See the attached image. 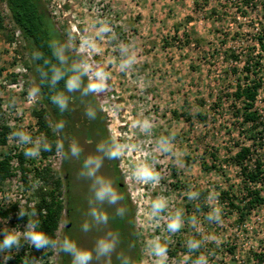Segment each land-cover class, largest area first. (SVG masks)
Masks as SVG:
<instances>
[{"label": "rangeland", "instance_id": "1", "mask_svg": "<svg viewBox=\"0 0 264 264\" xmlns=\"http://www.w3.org/2000/svg\"><path fill=\"white\" fill-rule=\"evenodd\" d=\"M43 1L62 35L61 55L78 56L75 63L79 68L87 66V82L100 69L109 75L108 91L92 97L110 143L123 146L116 164L133 211L139 264H154L151 243L157 237L168 252L176 249L175 257L168 255L166 264H184L186 257L187 264H192L195 254L189 252L188 240L201 242L198 256H206L209 264H257L252 261L254 252L263 254L264 264V206L253 210L243 224L235 222V215L222 218L219 224L207 219L214 208L220 209L219 191L239 182L238 169L229 162L237 150L235 144L251 142L237 130L234 109L225 97L236 83L245 82L240 68L247 58L251 64H259L256 73L262 87L255 108L264 114V52L256 42L264 31V0H248L247 4L244 0H156L155 11L148 6L149 0ZM0 10L4 16L0 31V126L23 131L35 140L42 136L33 115L40 95L30 99L28 93L37 83L24 44L1 1ZM133 54L135 63L122 70L121 62ZM234 67L236 74L230 73ZM199 114L207 118L202 120ZM137 120H149L151 129L141 132L133 126ZM47 121L51 127L48 117ZM172 135L175 140L166 152L169 145L162 142ZM25 147L30 145H20L10 135L7 144L0 146V159L9 156L14 172L0 183V209L17 206L13 215L0 216V237L18 233L20 244L30 246L22 234L33 220L32 207L43 186L33 176V168L49 165L56 179L57 161L55 153L46 159L24 155L23 166L29 171L23 181L14 154H24ZM211 153L219 158V171L201 167L202 163L211 165ZM259 153L264 160V150ZM143 163L154 166L160 174L159 183L143 184L132 177ZM190 191L199 197L190 200ZM161 197L167 201V209L161 217L150 218L152 202ZM21 208L29 221H18ZM64 211L56 239L67 237L81 248L95 250L98 239L112 238L108 229L96 227L85 213L77 214L76 225L68 228ZM178 212L183 227L169 233L167 217ZM85 220L91 224L87 233L82 231ZM116 232L120 236L127 233L120 226ZM127 238L126 243L119 241L110 257L96 258L94 251L92 264H135L131 235ZM20 249L0 252V264ZM71 259L46 248L41 249L35 264H71Z\"/></svg>", "mask_w": 264, "mask_h": 264}, {"label": "trees", "instance_id": "2", "mask_svg": "<svg viewBox=\"0 0 264 264\" xmlns=\"http://www.w3.org/2000/svg\"><path fill=\"white\" fill-rule=\"evenodd\" d=\"M8 13L9 21L12 23L15 30L18 32L22 40L27 57L30 63V71L33 79L36 81L37 86L40 87V99L38 108L33 111L36 118L38 130L42 136L46 137L52 144L53 150L51 152H41V159H46L55 153V133L49 126L47 117L51 120L53 125L56 116L61 115L58 109L51 103L49 96L52 91H63L67 94L69 99V109L63 116L69 117L72 113V107H76L77 111L84 113L85 107L91 105L96 108L95 100L92 95H81V91L68 93L65 88L67 76L61 79L55 86L51 88L52 70L55 68L58 71L69 72L72 66H79L75 63L78 56L68 53L64 57V62L58 58L61 55L60 48L63 46V38L59 29L55 26L51 19L49 11L46 8L43 0H0ZM248 3V0H244ZM4 27V16L0 10V31ZM188 42V40H186ZM260 50L264 52V31L260 32L256 37ZM65 48V47H63ZM39 53L38 59L33 60L32 54ZM258 62L250 63L247 58L244 60L240 71L244 75L245 82H238L235 84L234 89L225 95L226 99L230 101V107L234 109L233 116L237 124V130L240 133H245V137L251 142L248 144L236 143L237 150L229 158V162L238 169L239 182L236 186L230 185L226 189H222L218 193V204L221 210V218H226L235 215V222L243 224L250 213L264 206V160L260 150H264V114L261 115L255 108V102L262 87V81L257 78ZM80 69V68H79ZM81 70V69H80ZM83 71V70H81ZM46 73V75H42ZM232 74L237 73V68H232ZM69 74H71L69 72ZM43 80V84L40 82ZM83 83H87L86 76H82ZM83 87V86H82ZM1 111V109H0ZM198 117L202 120L207 118L206 114H199ZM91 124L98 125L99 118L90 120ZM13 132L8 126H0V146L7 144V137ZM19 164V170L22 172V180L25 181L24 173L29 170L23 166L24 154L19 152L14 154ZM11 158L4 155L0 159V183L6 178L14 175L12 166L10 164ZM211 165L207 166L205 163L201 164L204 171L210 169L221 168L218 162L219 158L215 153H211ZM228 162V161H227ZM33 176L42 183V188L38 190L39 196L34 203L32 210L35 213L32 221H38L39 227L37 230L45 232L50 238L56 239V230L59 226V221L63 210L65 209L61 195L60 183L54 179L49 165L33 168ZM47 189H43L44 186ZM17 211L16 205H11L6 210L0 209V216L7 218ZM18 221H29L27 216L23 219L18 218ZM3 236L0 237L2 242ZM22 245V244H21ZM20 251L7 259L1 264H35L39 258L40 251L36 250L32 245L21 247ZM174 250V251H173ZM168 252L170 257H175L176 249ZM48 253L41 254L42 257ZM195 259L198 257L199 251L194 252ZM252 261L257 264L263 262L262 253H253ZM251 260V257H248ZM43 264H51L44 262Z\"/></svg>", "mask_w": 264, "mask_h": 264}, {"label": "clouds", "instance_id": "3", "mask_svg": "<svg viewBox=\"0 0 264 264\" xmlns=\"http://www.w3.org/2000/svg\"><path fill=\"white\" fill-rule=\"evenodd\" d=\"M102 31H110L109 28H103ZM39 53H33L32 59H38ZM61 62H64V57L59 56ZM135 63V55L128 56L120 64L122 70L130 68ZM69 72L71 74H69ZM69 72L58 71L55 68L52 70L51 76V88H55L56 84L67 76L65 88L68 93L81 91V95H100L108 91V80L109 75L102 69L97 70L94 74L89 77L86 84L83 83L82 76L87 75V66L81 71L77 66H72ZM46 75V73H42ZM40 84H43L41 80ZM83 86V87H82ZM41 89L39 86L33 87L28 96L30 99L35 98ZM49 99L51 103L63 114L69 109L70 97L63 91H52L50 92ZM84 115L88 120H95L97 118V110L91 105L85 107ZM134 127H139L141 132H147L151 129V122L149 120L139 121L137 120ZM53 133L60 135L65 129V122L59 121L51 126ZM10 138L15 140L20 145H30V147L24 148V155L27 158H34L40 156L41 152H51L53 150L52 144L44 136L37 139H33L32 136L26 134L23 131H13L10 133ZM175 140V136L172 135L170 139H165L162 143L168 144L169 147L164 148V151H171V145ZM123 146L117 143L105 144L99 143L97 145V153L102 155H89L87 156L82 164V171L78 174L80 177H84L91 181L89 190L93 193V197L89 199L90 206L95 202L96 204L103 205L105 202L109 205H118L125 197L119 193L113 183L110 180H106L102 176L98 175L99 170L104 164L105 158L108 160H119L122 155ZM56 154L63 160H67L71 157L79 158L83 149L79 143L75 140L68 144L67 150L65 145L61 141L55 143ZM132 177L139 183L143 184H156L160 181V174L155 170L154 166L143 163L138 165L132 173ZM188 198L197 199L199 193L188 192ZM211 199V197H209ZM167 209V201L164 198H158L154 200L150 206L149 217L159 218L162 213ZM127 209L123 206L116 208L115 215L123 219ZM18 217L23 219L26 212L21 208L18 212ZM35 215V213H33ZM89 215L92 218V222L95 224H108L109 216L100 207L91 206L89 209ZM209 222H215L217 224L222 222L221 210L214 208L207 216ZM167 231L175 234L180 231L183 227V220L181 214L178 212L175 216L167 217ZM195 223V220H193ZM39 227L38 221H29L26 225V231L23 232V239L30 243L36 250L52 248L58 252H62L65 255L71 256V264H92L95 257L100 256L110 257L111 253L115 250L119 243V233H109L111 239L101 238L97 240L95 250L81 248L75 242L65 237L62 240L52 239L45 232L37 230ZM91 224L88 220H85L82 224V231L84 233L89 232ZM21 234L18 233H3V240L0 242V252L10 250L13 247L19 249L22 247L20 244ZM186 246L189 252H196L201 247V242L197 240H188ZM151 255L154 257V264H166L168 259V248L159 242V237L151 243ZM130 259V258H129ZM189 257L185 258L184 264H187ZM192 264H209L206 256L200 255L196 259L192 260Z\"/></svg>", "mask_w": 264, "mask_h": 264}, {"label": "flooded vegetation", "instance_id": "4", "mask_svg": "<svg viewBox=\"0 0 264 264\" xmlns=\"http://www.w3.org/2000/svg\"><path fill=\"white\" fill-rule=\"evenodd\" d=\"M72 113L69 117L58 115L55 117L53 125L56 122L64 121L65 129L60 135L55 134V143L61 141L65 145V150L68 148V144L75 140L79 143L83 149L79 158L71 157L67 160L61 159L56 154V180L60 185V199L63 200L65 206V216L69 218L68 228L75 226V216L78 214H86L89 221L92 220L89 215V209L91 206L100 207L109 216L108 224H95L99 229L106 228L109 233H117L116 227L125 228L127 233L120 236L119 241L126 243L128 239L127 236L131 235L132 247L135 252V264H139L138 256L136 252L135 244V233L132 222V207L129 204L127 195L125 193L124 184L121 182V175L116 164V160H108L105 158L104 164L99 170L98 175L102 176L106 180H110L113 183V187L121 193L125 199L118 205H109L106 202L103 205L93 204L90 206L89 199L93 197V193L89 190L91 181L84 177H80L78 174L82 171V164L84 159L89 155H102L97 153V145L99 143L111 144L106 131L104 129V124L102 122V116L97 110V116L99 118L98 125L91 124L84 113L77 111L76 107H72ZM123 206L127 209L125 217L121 219L115 215L116 208ZM83 212H79L82 211ZM92 223V221H91ZM117 225V226H116ZM127 234V235H126Z\"/></svg>", "mask_w": 264, "mask_h": 264}, {"label": "crops", "instance_id": "5", "mask_svg": "<svg viewBox=\"0 0 264 264\" xmlns=\"http://www.w3.org/2000/svg\"><path fill=\"white\" fill-rule=\"evenodd\" d=\"M156 0L154 1V0H149L147 3H148V6L150 7V8H152L153 7V9H154V11L156 10V8H157V5H156ZM164 2H169V3H171V2H173V0H164ZM164 2H162V5L164 4ZM161 5V6H162ZM149 15V14H148Z\"/></svg>", "mask_w": 264, "mask_h": 264}]
</instances>
